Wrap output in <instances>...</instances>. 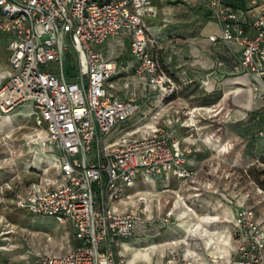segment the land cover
<instances>
[{
	"label": "built area",
	"instance_id": "2783aa9c",
	"mask_svg": "<svg viewBox=\"0 0 264 264\" xmlns=\"http://www.w3.org/2000/svg\"><path fill=\"white\" fill-rule=\"evenodd\" d=\"M206 1L217 25L208 39L223 45L235 61L231 69L221 60L219 65L224 72L250 76L264 113V0H245L244 6ZM152 15L151 0H0L10 69L0 80V113L31 100L34 122L44 131L40 144L60 163L58 178L30 183L16 194V205L69 224L76 240L66 254L36 255L32 264H128L121 242L133 238L143 222H154L151 198L143 192L133 198L135 179L193 174L181 141L161 128L140 138L106 140L139 102L130 86L122 98L112 92L118 61L113 50L106 55L96 45L117 36L128 39L132 74L145 88L174 91V80L155 58L157 37L145 21ZM203 83L208 85L209 78ZM258 135L264 137V124ZM126 201V209L118 210ZM231 224L234 249L225 264H264V221L253 207L242 203ZM163 264L191 263L170 251Z\"/></svg>",
	"mask_w": 264,
	"mask_h": 264
},
{
	"label": "rangeland",
	"instance_id": "374dc122",
	"mask_svg": "<svg viewBox=\"0 0 264 264\" xmlns=\"http://www.w3.org/2000/svg\"><path fill=\"white\" fill-rule=\"evenodd\" d=\"M151 2L154 15L146 16L145 21L157 37L155 58L174 80V91L145 88L139 77L132 74L134 58L129 52L128 39L117 36L96 45L106 55L113 50V58L118 61V76L112 80V92L122 98L130 86L139 102V109L118 122L106 140L140 138L153 128H161L178 138L182 149L201 146L197 151L201 158L209 161V167L211 163L216 165L214 169L205 168L209 179H205L209 181L204 186L208 188L203 195L208 199L205 206L193 202L194 211L187 208L183 200L175 196L180 185L173 181L168 186L172 191L161 192L163 197L148 194L154 222L152 226L143 222L140 228L149 230L139 235L142 242L162 243L166 255L177 251L189 262L201 259L210 264L213 260L211 250L221 253L217 256L220 261L224 251L233 246L228 224L230 214L223 211L226 207L233 209L244 203L253 207L256 216L264 221V190L260 186L264 180V138L258 135L264 124V113L257 108L244 113L237 107L229 111V107L219 100L221 92L217 89L225 74L216 79L214 88L210 82L208 85L203 83L210 79L208 73L219 65L215 44L208 39V35L217 30L214 20L211 14L199 15V12L202 15L206 11L210 13L206 0ZM7 38L6 33L0 32V71L9 70ZM211 60L213 64H210ZM223 64L232 68L234 58L230 57L228 63ZM34 113L33 102H23L6 114L13 122L0 130V264H32L36 255L60 257L76 245L69 224L60 223L54 217L33 215L16 205V194L30 183L54 181L60 175L57 155L40 144L44 131L35 124ZM0 115L2 120L5 115ZM197 152L186 154L190 157ZM160 181L158 175H139L130 188L133 198L143 191L154 192L155 188L161 191L164 185ZM179 194L183 192L179 191ZM173 198L178 201L175 203ZM160 201L163 207H159ZM122 203L126 207L128 201ZM120 205L123 204L117 205L118 210H121ZM183 208L192 211L189 212L191 215L183 217ZM169 211L171 213L167 215ZM159 212L162 214H157ZM163 218L171 223L189 218L190 230L175 236ZM197 224L200 227L194 233L193 227ZM218 232H225L230 243L223 242L226 237L218 240L217 236L215 240ZM172 239L177 240L176 249L171 247ZM210 240L223 243L213 249ZM28 250L32 252L30 256ZM160 250L158 247V251L151 252L152 264H161L164 257Z\"/></svg>",
	"mask_w": 264,
	"mask_h": 264
},
{
	"label": "crops",
	"instance_id": "0c3cea01",
	"mask_svg": "<svg viewBox=\"0 0 264 264\" xmlns=\"http://www.w3.org/2000/svg\"><path fill=\"white\" fill-rule=\"evenodd\" d=\"M214 24H215L216 29H217V25L215 22H214ZM215 32H217V30ZM210 64H213L212 60H211ZM212 70L214 71V75L210 74V79H209L210 86L212 88H214L216 85V83H215L217 81L216 79L219 76H224L221 73H223V74L225 73V75H226L225 77H223V79L221 81V84H222L221 87H218L217 89H219V92H221V93H219L220 94L219 100L221 101L222 104H225L229 107V111L230 110H236L235 109L236 107L238 108V110L242 111L243 113H244V111H248L252 108H257V110L262 111L261 110L262 101L258 97L254 96L253 90L250 86V76L247 73L232 74V73H229L230 70H228V72H224L223 67L221 65H217V69L214 68ZM9 73H10V69L9 70H1L0 71V80L3 77L7 76ZM5 116H7V115H5ZM200 147H201L200 145H196L193 147V149H190V148L188 149L187 147L185 149H186L187 153L188 152H197L198 150H200ZM186 164L193 171V174L190 177L177 178L173 175H169L167 178L161 179L162 181L159 182V183L163 182V185H164V187L161 189V191H159V189L155 188L154 192L148 190L147 192L143 191V193H146L147 195L155 193L158 196L163 191H172V188H169V187H170L171 182L175 181V185H177V183L180 185V187L177 190L183 192V194H181V196H182V200L185 203V206L187 208H189V207L192 208L193 202L194 203L199 202L200 205L205 206V202H207L208 199L206 198V196L204 197L203 195L205 194V192H207L206 190L208 188H206L204 186H206V182H209V181H205V179H208V175H207L208 173L206 174L205 168L214 169L216 167V165L214 163H211L212 166L209 167V165H208L209 161L202 159L200 153H198V152L192 154L190 157L187 155ZM212 172H214V171H212ZM151 189H153V188H151ZM179 191H176L175 196H177L179 194ZM159 197H163V196L160 195ZM177 198L176 199L173 198L175 203L178 201ZM241 204L242 203L238 204L237 205L238 207H235L233 209L226 207L223 210L226 214H230L229 215L230 218H228V224H229V228H230V238L233 242V246H231L232 247L231 250H229V248H227V251H224L223 256L220 257L221 258L220 261L217 260V256H221V253L219 255L217 252H212V250H211L210 255L212 256L213 260H212V262H210V264H225L228 261L230 255L232 254V251L234 249V241L231 237V229H232L231 223L233 221L234 214H235L237 208H239V206ZM119 207H121L120 208L121 210L126 209V207L124 205H120ZM190 210H193V208ZM189 212L192 213V211H187L186 209L183 208V217L186 218L187 216H190L191 214L189 215ZM220 212H221V210H220ZM157 214L160 215L162 213L159 212ZM183 221H185L187 223V222H189V218L186 220H183ZM183 221H179L176 223L175 222L171 223L170 220L167 221V224L171 228V232L173 234H175V236L184 233V231L186 232V230L183 229V225H179V223H183ZM163 226H165V225H163ZM140 227H141V225H139L137 227V230L135 232V234L138 233L137 236L134 234L133 238H131L128 241H122L120 246H119L120 254L125 257L128 264H132L134 262H141L143 264H152L150 256H148L147 258L143 257L142 255H139V254L133 256V254H134L133 251L135 249L144 248V247H142V245H144V244H148V243L151 244V242H147V241L142 242L140 239V235H139L140 233H144V232L146 233L147 230H149V228H140ZM220 233L218 232V234L215 237V240H216L217 236H218V240L223 238V237H226V239L223 240V242L230 243L228 235L225 234V232H224V234L223 233L220 234ZM175 236H173V237H175ZM210 241L213 242V246H212L213 249L216 248V246L220 247L221 243H223L221 241H218L215 243L213 240H210ZM170 242L172 245L171 247L173 249H176L175 247L178 245L177 240L172 239V241H170ZM153 244H156V245H158V247L161 248L160 252H162L163 257H165L166 253L164 251L165 249L162 250V246H161L162 243H160V242L156 243L154 241ZM73 247H71L70 249H72ZM158 247H157L156 251H158ZM130 249H133V250H130ZM163 261H164V258L161 261V264H163ZM190 263L191 264H208L207 261H202L201 259L198 261H195V262H190Z\"/></svg>",
	"mask_w": 264,
	"mask_h": 264
},
{
	"label": "bare ground",
	"instance_id": "6f19581e",
	"mask_svg": "<svg viewBox=\"0 0 264 264\" xmlns=\"http://www.w3.org/2000/svg\"><path fill=\"white\" fill-rule=\"evenodd\" d=\"M12 122H13V120L10 117H8V116L2 117V120L0 119V130H3V127L5 126V124L9 125V124H12ZM161 202L162 201H160V203H159V207H163V205H162L163 203H161ZM160 209L161 208H158V210H160ZM179 225H183V229H185L186 232H188L190 230V227H191L190 222L186 223L185 221H183V223H179ZM199 227H200V225L197 224L194 227L193 232L195 233L199 229ZM157 247H158V245L151 243V244H149L148 246H146L144 248L135 249L133 251L134 252L133 256L139 254V255H142L143 257L147 258L148 256L151 255V252H153L154 249L155 250L157 249Z\"/></svg>",
	"mask_w": 264,
	"mask_h": 264
},
{
	"label": "trees",
	"instance_id": "16d2710c",
	"mask_svg": "<svg viewBox=\"0 0 264 264\" xmlns=\"http://www.w3.org/2000/svg\"><path fill=\"white\" fill-rule=\"evenodd\" d=\"M230 3L235 5V6H244L245 0H230ZM208 14H210L209 11L208 12L206 11V13H204L203 15L200 14V12H199V15H201V16H205V15L208 16ZM215 54H216V59L221 60L224 63H228V61L231 57L227 53L226 48L221 44H215ZM70 61H72V58L68 57V61L66 62L67 67L70 65ZM227 69H231V68H228V66H227ZM186 158H187V155H186ZM260 186L264 190V180L262 182H260Z\"/></svg>",
	"mask_w": 264,
	"mask_h": 264
}]
</instances>
